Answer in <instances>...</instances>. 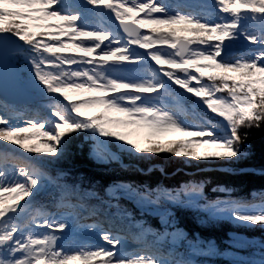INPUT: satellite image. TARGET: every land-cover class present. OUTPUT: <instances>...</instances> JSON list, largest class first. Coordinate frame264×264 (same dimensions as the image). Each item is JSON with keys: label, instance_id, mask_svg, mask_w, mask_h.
<instances>
[{"label": "snow or ice", "instance_id": "snow-or-ice-1", "mask_svg": "<svg viewBox=\"0 0 264 264\" xmlns=\"http://www.w3.org/2000/svg\"><path fill=\"white\" fill-rule=\"evenodd\" d=\"M87 2L106 10L110 16L104 19L112 26L100 25L86 31L78 23L79 14L63 13L59 0H0V36L29 46L28 60L35 79L53 94L47 105L49 114L43 118L7 103L3 98L6 95L0 52V139L9 141L15 137L14 143L19 146L15 151L24 149L38 154L17 158L16 167L8 168L7 155L0 153V194L12 192L16 201L5 205L0 195V264H69L73 260L92 264L95 257L102 258L95 264H195L188 255H215L214 244L199 238L188 241L187 255L163 249L164 236H171L173 243L185 238L166 207L169 203L203 210L211 219L264 227V191L259 193L261 202L253 204L234 198L232 189L224 186L214 189L224 193V198L209 200L202 184L151 189L147 185L116 182L109 186L110 199L106 200L95 192H81L78 184H69L64 179L67 173L52 176L47 171L50 161L70 158L80 136L94 142L91 155L104 162L118 159L108 151V145H117L138 159H152L164 153L166 159L174 156L185 163L205 165L231 164L247 155L244 149L248 130L264 127V32L248 33L241 29L240 20L246 14H252L253 19L264 15V0H212L210 6L202 0ZM189 2L199 6V15L177 8L186 7ZM177 24L192 25L182 29L192 35H178L171 27ZM225 37L243 38L253 47L236 53L226 49ZM10 55L15 57L14 52ZM136 63L148 68L140 80L118 79L109 74L111 68ZM165 83L179 86L184 90L181 95L193 94L204 110L215 115L196 112L189 119L179 95L172 97L176 107L147 103L146 99ZM82 92L93 95L74 101L73 96ZM90 108L100 111L89 116L86 109ZM110 113L122 114L124 118ZM10 120L23 123L8 126ZM134 126L156 132L175 129L190 139L166 146L153 136L149 137L150 146L141 147L130 138L132 131L119 130ZM35 134L49 138L46 149L29 148L23 143ZM192 145H214L222 151L201 155ZM69 193H76V203L68 202ZM121 197L159 215L165 232L157 233L139 222V233L131 232L127 221L131 213L119 204ZM42 198L47 199L46 204ZM89 198L97 203L89 202ZM49 207L55 211H48ZM34 208L37 211L33 215ZM85 214L95 217L96 222L82 223ZM168 217H172L171 223ZM169 227L173 231L168 232ZM130 239L138 244L134 250L128 248ZM234 264H264V256L259 260L238 258Z\"/></svg>", "mask_w": 264, "mask_h": 264}, {"label": "trees", "instance_id": "trees-1", "mask_svg": "<svg viewBox=\"0 0 264 264\" xmlns=\"http://www.w3.org/2000/svg\"><path fill=\"white\" fill-rule=\"evenodd\" d=\"M256 18H263L264 20V15H256ZM23 45L28 51L29 46ZM180 92H184V90L179 89L178 95L185 110L192 111L193 108L191 109V107L193 106L196 111L204 114L201 108L193 105L195 103L200 106L195 101L196 97L187 93L181 95ZM187 96H191V98ZM205 111L212 115L210 110L205 109ZM248 132L244 149L247 155L231 164L205 165L195 161L185 163L182 158L174 156L166 159L164 153H160L152 159H138L116 145H110L114 151L122 155L123 159L122 163L113 161L105 166L93 158L89 144L83 136H80L79 141L74 144L70 158L65 161L50 162L52 165L48 166L47 170L52 176H57L61 172L67 173L64 179L69 184H78L81 192H95L106 200L110 199L107 192L109 186L116 182L131 183L134 186L147 185L151 189L157 187L179 189L186 184H202L204 196L209 200L224 197V193L214 191L217 186H224L232 189L234 198L258 204L261 202L259 193L264 191V127L249 129ZM89 199L91 202H95L94 198ZM118 202L122 208L131 213L136 224L142 222L144 227L157 233L163 234L165 232L158 219L141 214L134 203H129L121 198ZM113 203L116 201L113 200ZM166 207L173 213L176 227L184 230L187 235L186 239L196 241L199 237L204 242L212 241L216 246L221 256L202 259L200 262L202 264H233L226 257L227 255H242L243 250L234 249L233 246L239 238H248L250 241L254 238H260L264 242V227L259 226V224L242 225L227 219L215 221L205 220L203 217L196 220V216L189 210L168 204ZM169 219L172 221V217ZM183 243H179L174 248L168 241V237H164L161 241L166 252L173 250L186 254L187 250L183 247ZM255 249L259 253H264L260 248Z\"/></svg>", "mask_w": 264, "mask_h": 264}, {"label": "rangeland", "instance_id": "rangeland-1", "mask_svg": "<svg viewBox=\"0 0 264 264\" xmlns=\"http://www.w3.org/2000/svg\"><path fill=\"white\" fill-rule=\"evenodd\" d=\"M202 2L207 3L210 6L212 3V0H202ZM170 6H172V5L170 4ZM58 7L60 8V10L63 13L79 14L78 23L80 24L81 27L85 28L86 31H91L93 28L99 27L100 25H103L105 27L112 26L110 24V21L104 19V17L102 16L101 9H97V8L93 7L92 5H90L87 2V0H59ZM177 8L181 11H189V12L197 11L199 13V6L194 2H189L186 7H184L183 5H177ZM112 18H114V15ZM49 22L55 23V21H49ZM126 22H130V21H126ZM240 24H241V29L244 31L254 30L253 31L254 33L264 32V22L263 21L256 22V20L253 19L252 14L244 15L240 20ZM171 27H173L177 30L178 35H189V36L192 35V33L182 31V29H184V28H190L191 27L190 25L177 24V25H172ZM37 31H44V30L38 29ZM52 31H55V30L53 29ZM142 31H145V30H142ZM76 39L77 40L83 39V40L87 41L88 39H91V38H89V37H77ZM20 43L22 44V42H20ZM235 46H238V45L235 44ZM241 51H239V52L241 53ZM28 55H29V50L26 51L25 46L22 44V50L19 53H16L14 58L10 55L8 59H9V62H11L12 64L15 65L16 70L19 73V83L21 85H23L25 87V89L32 94V96L31 97L28 96L22 90L20 91L17 88L13 89L12 86L7 84L6 89L9 92L11 98L5 99V100L7 101V103L14 104L17 107H19L21 109V111L30 110L33 113H39L41 118H43L46 114H49V108L47 107V105H49L52 102L53 94L47 93L44 86L39 81H37L35 79V76L32 72L31 64L29 63V60H28ZM164 67H168V66H164ZM135 70H141L143 73V76H145V74L148 73V68H147L146 64H142V63L123 64L119 67L111 68L108 71H109L110 75H114L118 79L135 80V79H133L134 77H136V76H134ZM204 71L207 72L209 70L205 69ZM216 71H219V70H216ZM229 75L235 76L236 74L235 73H229ZM193 83H195V82H193ZM174 88L178 89L179 86L174 85V87H171L167 83H165L164 87H162L157 93L153 94L151 97H148L146 100H151L154 96L161 97L160 101H157L155 104H157V105L167 104L170 107H176L177 106L176 101L172 97L174 95H178V92H177L178 90H176ZM55 95H58V94H55ZM90 95H93V94L87 93V92H82L78 95H74L73 100L79 101V100H81L85 97H88ZM191 95H193V94H191ZM17 97H19V99L17 100V103H12L11 100H13ZM193 105L195 107L201 108L203 110V112L205 113V110L201 106H197L195 103ZM191 109H192V111L186 110L189 113V117H188L189 119H191V115L193 113L198 112V111H196V109L193 106L191 107ZM99 111H100L99 108L86 109V113L89 116L96 115ZM110 115L124 118L123 115L119 114V113H110ZM22 123H23V121L10 120L8 126H20ZM119 130H121V131H132L133 135L130 138L136 142H139L141 147L150 146L151 140L149 139V137H153V136L159 138L161 140V142L164 143L166 146H171L174 142L179 141V140L190 139L188 134L179 132L175 129H168V130L163 131V132H156L154 129L147 128L144 126H134L132 128H129V129H119ZM48 139L49 138H47V137H41L39 134H35L33 139L24 140L23 143L26 146H28L29 148H31L32 146H37V147L41 148L42 150H44V149H46L45 141ZM14 141H15V137H11L9 141H4L3 139H0V153L7 155V157H8L7 167L8 168H15L16 167V159L17 158H20L23 156H28V155H33V156L38 155L37 153H28L24 149H19V152L15 151L16 149L19 148V146L16 145L14 143ZM86 142L89 144V148L92 152V147H93L94 142H92L91 140H86ZM192 146L196 147L198 152L201 155H203L205 152L222 151V149H219L214 145H192ZM93 158L97 162H100L101 164H103L105 166L110 164L113 161H117V159H116V160H108L107 162H104V161H98L95 157H93ZM50 162H54V161H50ZM50 162L48 163L47 167L52 165ZM47 171L49 172V170H47ZM13 196H14V193L6 192L3 196L2 203L5 205L16 203V201L13 199ZM222 198H224V197H222ZM25 199H27V198H25ZM42 199H46V198H42ZM66 199L68 200V202H71V203L77 202L76 201V195H74L73 193H69L67 195ZM125 199L130 201L129 203H134L136 209L139 212H141V214L149 215L150 212H147V211L141 209L134 201L129 200L127 198H125ZM89 202H91L90 199H89ZM20 203H23V201L21 200ZM91 203H93V202H91ZM94 203H97V201L95 200ZM168 205L169 206H177L180 209L184 208L186 210H189L192 214H194L196 216V220H199L202 217L205 218V220L210 219V220H215V221L223 219V218L211 219L209 217L208 213L203 211V210H197V209H193V208H189V207H185V206H180V205H176V204H171V203H169ZM123 209H125V208H123ZM47 210L51 211V210H55V209L50 207ZM125 210H127V209H125ZM36 211H37V209L34 208L32 210V214L34 215L36 213ZM110 211L114 212L115 209H111ZM127 212H129V211L127 210ZM85 215H86V218L81 221L82 223L86 224V222L90 221V220L94 223L96 222L95 217L88 216L87 214H85ZM157 219L161 222L162 227L165 230L166 226H165L164 222L162 221L161 217H159ZM167 219L169 220V223H171L169 217ZM127 221L131 224V229H130L131 232L139 233L140 229L136 226L137 225L136 222L133 221L132 215H130V217L127 218ZM139 223L143 225L142 222H139ZM203 224H205V223H203ZM250 224L251 223L242 224V225H250ZM179 229L182 230L184 233V230L182 228H179ZM167 231L171 232V231H173V229L169 227V228H167ZM184 236H185V238L179 239V240L175 241V243H173L171 236H164V237H168V241L170 242L171 246H173L174 248L179 243L184 242L183 247L187 250V253H186V255H187L190 251L188 248V241H191V240L186 239L187 235L185 233H184ZM199 240L202 241V239H199ZM97 242H100V241H97ZM255 243H264V242L260 238H254L252 241L248 240V238L247 239L239 238L238 241H236L235 245H233V246H234V249L243 250L242 255H235V256L234 255L233 256L227 255L226 259H229L232 262H235L238 258L244 259V260H259L262 256H264V253H259V251L255 249V248H258ZM137 247H138V244L136 243L135 240L130 239L128 241L129 250H134ZM215 249H216L215 255H211V256H208V255H188V258L192 259L195 262V264H202V263H200V262H202V259L221 256L220 253L218 252L216 246H215ZM222 257H224V256H222ZM99 259H102V258L101 257L93 258L92 264H95V261L99 260ZM69 264H84V262L81 260H73V261H69ZM210 264H213V263H210Z\"/></svg>", "mask_w": 264, "mask_h": 264}, {"label": "water", "instance_id": "water-1", "mask_svg": "<svg viewBox=\"0 0 264 264\" xmlns=\"http://www.w3.org/2000/svg\"><path fill=\"white\" fill-rule=\"evenodd\" d=\"M104 13L106 16H110L106 10H104ZM115 23L118 24L119 22L116 21ZM20 50H21V44L18 40H15L14 38H11L8 36H0V52L3 53V67H4L3 91L6 95V97H3L4 99L11 98L9 92L6 89L7 84L12 86L13 89L17 88L20 91L22 90L28 96L30 97L32 96V94L28 92L25 89V87L19 83V73L16 71L15 65L10 63L8 60V57L10 56L11 53L13 52L17 53ZM150 213L155 218L160 217L159 215H156L155 213H152V212ZM261 245L262 243H259L260 247Z\"/></svg>", "mask_w": 264, "mask_h": 264}, {"label": "bare ground", "instance_id": "bare-ground-1", "mask_svg": "<svg viewBox=\"0 0 264 264\" xmlns=\"http://www.w3.org/2000/svg\"><path fill=\"white\" fill-rule=\"evenodd\" d=\"M169 7H172V6L169 5ZM194 13H196L197 15H199V13L197 11H194ZM138 15L139 16H142V13H138ZM201 18L203 19V17H201ZM190 26L193 27L192 25H190ZM253 31L254 30H247L248 33L255 34ZM228 39H229L228 37H225V42H226L225 43V47H226V49H229V50L234 51L236 53H238L241 50H242L241 53H244L248 49H250V48L253 47L252 44H250L248 41L244 40L243 38L233 39V40H228ZM235 44H237L238 46H235ZM202 63H204V62L202 61ZM134 76H136V77L133 78L135 80H140V79H142L144 77L141 70H135ZM18 99H19V97L11 100V102L12 103H17V100ZM160 99H161V97L154 96L151 100H146V102H148L149 104H155L157 101H160ZM4 194L5 193L0 194V195H3L4 196ZM41 202L46 204L47 203V199H42ZM51 211H55V210H51ZM93 223L94 222H92L91 220L86 222V224H93ZM89 231H91V229H89ZM86 239H89L92 242H97L98 241L95 237H86Z\"/></svg>", "mask_w": 264, "mask_h": 264}]
</instances>
